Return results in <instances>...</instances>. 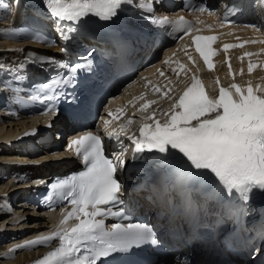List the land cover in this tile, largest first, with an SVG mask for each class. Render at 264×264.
Masks as SVG:
<instances>
[{"label": "snow or ice", "instance_id": "obj_1", "mask_svg": "<svg viewBox=\"0 0 264 264\" xmlns=\"http://www.w3.org/2000/svg\"><path fill=\"white\" fill-rule=\"evenodd\" d=\"M154 2L156 0H147L145 4L144 0H141L138 7L151 11ZM43 3L54 18L63 42L69 39V35L61 28L62 23L71 22L75 25L88 16L108 21L118 14L122 5L133 4V0H43ZM245 5L253 12L258 8L261 15H264V0H240L239 4L225 6V21L227 22L229 14L235 15L236 12L242 11ZM192 11L206 12L209 16L215 14L204 5ZM14 18L13 16V21ZM151 22L170 25L175 31L183 32L179 39L193 31L191 23L179 14L174 18L166 15L151 17ZM195 23L200 24L202 21L197 18ZM219 26L223 27L225 24L221 23ZM251 27L255 28L254 25ZM12 31L15 33L14 28ZM71 31L76 29L72 28ZM195 31L199 32L200 29L196 28ZM36 39L55 43L40 36ZM215 39L212 35L192 37L195 51L209 69L213 67L210 58L216 54L212 47ZM234 46L224 44L225 53ZM59 51L67 52L66 46H61ZM91 55L90 51L88 57ZM186 55L189 61L193 60L191 55ZM251 55L252 53L247 52L244 54ZM25 61L39 63L41 67L47 63H56L54 57L45 55H40L37 60L36 54L32 52L28 53ZM24 66L19 65L20 68ZM58 66L67 68L70 72H76L83 67L79 63L68 65L63 61H60ZM183 67L181 65V68ZM254 67L256 65L249 62L248 71L251 72ZM228 74L232 75L230 67ZM160 75L163 76L164 73L160 72ZM171 83L168 81L169 85ZM165 87V92H161L156 86H153V91L167 96L172 89L167 85ZM216 87L218 94L210 96L201 80L193 75L191 83L183 89L171 106L160 114L156 111L146 114L149 106L156 101L144 100L138 109L141 113L138 135L129 130L131 119L106 133L109 138L126 137L134 145V158L144 152L159 155L165 168L159 180L160 189L166 194L174 210L193 218L208 201H215L222 211L231 215L238 210L225 205V199L232 200L235 194L247 204L250 194L254 191L264 193V87H254L251 82L246 87L236 83L223 87L218 80ZM117 113L122 114V110L118 109ZM43 115L49 116L46 127H51V118L58 115V109L54 104H49ZM108 115L119 119V116L111 111ZM159 115L164 119L161 120ZM108 123L105 121L106 125ZM35 132L36 129H33L25 135ZM67 148L80 157L82 169L48 184V188L49 199L54 195L58 201L70 205V209L61 208V219L55 230L17 247L40 245L58 239V246L46 252L34 264H99L102 258H107L113 253L127 252L144 244H157L153 229L148 225L113 223L106 227L105 224L107 217L125 216L123 207L119 211L113 209L122 205L124 186L116 173L125 167L124 151L127 149L110 156L105 152L101 136L92 132L72 138ZM173 155L176 157L175 162H170L168 157ZM209 181L214 182V188ZM70 220L73 223L69 224Z\"/></svg>", "mask_w": 264, "mask_h": 264}, {"label": "bare ground", "instance_id": "obj_2", "mask_svg": "<svg viewBox=\"0 0 264 264\" xmlns=\"http://www.w3.org/2000/svg\"><path fill=\"white\" fill-rule=\"evenodd\" d=\"M4 1H0V4H3ZM2 25L0 24V29H1ZM3 47L6 48L7 46L3 44ZM3 49L2 46H0V50ZM173 50L171 49L170 52H172ZM5 56V55H4ZM14 55H8L7 57H13ZM11 62L5 64L4 66L10 68L11 67ZM161 67L160 70L166 71V74H168V78L165 81L164 84H162V82L160 81H156L155 85H157V87H159L160 89H164L165 86L169 85L168 81H170V79L172 80L174 78V76L171 75L170 71L173 69V66L170 64L168 66H166V64H163V60H160L155 67ZM154 67V68H155ZM193 69H195L196 67L191 66ZM168 68V69H167ZM156 77V76H155ZM149 88H146L144 91H138L136 92L131 98L128 97L126 95V97L122 98V103H124L125 100H128V103L133 102L134 103V108H136L137 106H140L144 100H155L156 103L155 104H151L146 112L147 113H151L153 111H156L158 114H160L163 110L168 109L171 104H169V100H165V98H159L158 95H148L150 94V91L148 90ZM153 89V88H152ZM167 90H164V92ZM143 95V99H141V96ZM170 93H168V96L170 97ZM131 96V95H130ZM160 102H162L160 104ZM159 106H161L159 108ZM162 115H159V118H162ZM164 118V117H163ZM138 119H141V115H139ZM3 121V116H0V142L7 140L4 136V134L7 133H11L14 132L15 130L21 129L23 127H27L28 125V120L27 119H23V120H18L13 122H9L7 124L1 122ZM135 127V126H134ZM133 127V128H134ZM133 128L131 129V131H133ZM42 150H37L36 152H40ZM10 149L4 145H0V158H14L16 157L15 155H17L16 153L14 154H10ZM34 153V152H33ZM4 162H8V161H4ZM20 168V167H19ZM5 168H3V170H0V176L2 175V173H4ZM14 170V169H13ZM12 170V171H13ZM9 178H11L10 181H12V183H10ZM5 183L4 180H2L0 178V264H23V262L28 261L29 258H33L35 257V252L34 251H26L24 250V248L19 249V250H9V247L16 242L15 239H17L20 235V233H6V230L9 228H15L16 225L18 224H23V225H28V224H32V222L35 219H39L40 214L36 213L32 210L31 207H29L28 205H24L22 202H18L17 205L16 204H12V199L14 197H16V193L14 192L17 189V183H14L13 180V176H8L5 179ZM11 193V195L6 196L4 198V194H9ZM144 206V203L141 202V207ZM18 207V208H17ZM17 208V209H16ZM19 209V210H18ZM32 212H30V211ZM31 215L33 216V221L31 222H26L23 221V218L19 219L22 215ZM12 215V216H11ZM42 218V217H41ZM18 219V221H16ZM15 221V222H14ZM36 221V220H35ZM32 225H29V227H31ZM40 227L43 226L42 224L39 225ZM11 230V229H10ZM31 230H33V228H31ZM12 239V242H7V238ZM40 254V253H39Z\"/></svg>", "mask_w": 264, "mask_h": 264}, {"label": "rangeland", "instance_id": "obj_3", "mask_svg": "<svg viewBox=\"0 0 264 264\" xmlns=\"http://www.w3.org/2000/svg\"><path fill=\"white\" fill-rule=\"evenodd\" d=\"M2 179V178H1ZM3 180V179H2ZM16 201V200H15ZM30 212H32V211H30ZM29 221V222H31V221H33V216H31V215H25V217H23V221Z\"/></svg>", "mask_w": 264, "mask_h": 264}]
</instances>
